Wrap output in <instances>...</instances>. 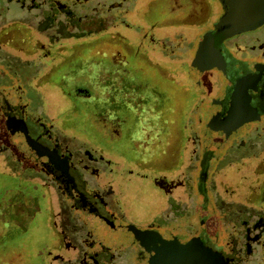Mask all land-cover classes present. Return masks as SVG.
<instances>
[{
    "label": "flooded vegetation",
    "instance_id": "obj_1",
    "mask_svg": "<svg viewBox=\"0 0 264 264\" xmlns=\"http://www.w3.org/2000/svg\"><path fill=\"white\" fill-rule=\"evenodd\" d=\"M9 9L0 64L42 104L25 93L0 110V219H46L40 264H264V176L237 178L245 201L217 187L222 167L264 151V22L225 34L220 0H0V18ZM49 82L70 105L50 111ZM72 113L90 132L62 125Z\"/></svg>",
    "mask_w": 264,
    "mask_h": 264
},
{
    "label": "rangeland",
    "instance_id": "obj_2",
    "mask_svg": "<svg viewBox=\"0 0 264 264\" xmlns=\"http://www.w3.org/2000/svg\"><path fill=\"white\" fill-rule=\"evenodd\" d=\"M6 0H4L5 2ZM8 1V0H7ZM131 2V1H130ZM133 2V1H132ZM5 6H8L10 8V3H5ZM11 11L10 9L2 15V18H0V33L3 31L7 26H9V20H10ZM180 28H178L179 30ZM174 31V29H172ZM27 31V30H26ZM165 31L170 32L169 29H166ZM260 32H264V26L260 28ZM33 44L32 40H26L24 47H31ZM0 48L2 58L5 62L10 64L11 60L10 58L12 56H4V55H10L13 53L11 51L12 46L7 45L0 41ZM22 61L27 60H33L34 58H37V56H28L20 54L18 56ZM3 63V64H2ZM33 67H24V69H20L18 74V79H20L22 82L26 83L28 85L29 81V75L31 73H34ZM17 77L12 72L10 67L8 65L6 66L4 62H1L0 64V110H4L7 106H13V105H24L26 103L25 99L28 98L25 93L29 96L30 105L31 107L39 108L41 106V100L40 95L30 87H25V89L18 86ZM29 86V85H28ZM23 90L25 92L23 93ZM38 90L43 91V95L50 101V111L57 112L60 109H64L67 105H70V99L68 96H66L63 91V89L58 87H53L52 83L49 82V84L45 85L44 87H39ZM66 90L70 91V88H66ZM65 111V110H62ZM73 117H70L67 119L60 118L59 121L62 122V125L68 124L74 127V129L81 128L82 130L88 129L89 132L91 130V127L86 126V115L74 114L72 113ZM68 120V122H66ZM3 121V119H2ZM66 122V123H65ZM8 129V127H7ZM8 130L0 131V140L6 143H9L11 140V136L7 132ZM66 138L68 142L72 143L75 140H78L79 138H83L86 141H90L86 137H80L75 133L73 130H69L65 128ZM88 132V133H89ZM90 136V134H88ZM8 152L4 153V155H0V183L4 184L6 183L5 180L8 178V176L4 175L2 172V166L4 164V159H6V155ZM105 155L107 152L104 153ZM259 162L264 163V151L260 152L254 159L252 160H243L242 164H237L235 166H232V164L222 167L220 170V175H218L217 180V187L220 190L224 189V185H226L229 188H235L240 193L236 196L237 198H240V201H245L246 197L249 198V195L251 194L252 190L246 189L247 185L245 181L241 183H234L238 177H253L256 179H260V177L264 176V166L261 168H258V171L256 172V168ZM7 170L6 168H4ZM6 178V179H5ZM255 180V179H254ZM150 191V189L147 190V192ZM181 191V189L179 190ZM178 191V192H179ZM252 195V194H251ZM228 199L231 198V195L227 193ZM5 198H3L2 190L0 189V202L3 201ZM46 222V219H44L43 216L36 215L32 221L29 224V228L26 230H21L17 227H14L11 224L4 225L5 222H1L0 219V258L4 259L7 258L11 260V264H40V262L44 259L47 253V249L44 247V241L46 239L50 240L52 238H49L50 232L47 230L46 225L44 223ZM45 228H44V227ZM264 239V237H263ZM8 260V261H9Z\"/></svg>",
    "mask_w": 264,
    "mask_h": 264
},
{
    "label": "water",
    "instance_id": "obj_3",
    "mask_svg": "<svg viewBox=\"0 0 264 264\" xmlns=\"http://www.w3.org/2000/svg\"><path fill=\"white\" fill-rule=\"evenodd\" d=\"M224 8L218 27L225 34L255 28L264 22V0H220Z\"/></svg>",
    "mask_w": 264,
    "mask_h": 264
}]
</instances>
